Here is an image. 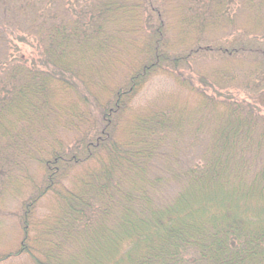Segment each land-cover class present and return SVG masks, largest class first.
I'll use <instances>...</instances> for the list:
<instances>
[{
	"label": "trees",
	"instance_id": "16d2710c",
	"mask_svg": "<svg viewBox=\"0 0 264 264\" xmlns=\"http://www.w3.org/2000/svg\"><path fill=\"white\" fill-rule=\"evenodd\" d=\"M263 96L264 0H0V262L264 264Z\"/></svg>",
	"mask_w": 264,
	"mask_h": 264
},
{
	"label": "rangeland",
	"instance_id": "374dc122",
	"mask_svg": "<svg viewBox=\"0 0 264 264\" xmlns=\"http://www.w3.org/2000/svg\"><path fill=\"white\" fill-rule=\"evenodd\" d=\"M235 10V9H234ZM218 29V28H217ZM215 29L213 32H211V34H209L208 37H206L207 41L212 40L215 44H221L220 41L223 39L224 42V47L228 46V42L224 41V39L226 37H230V28L229 26L225 27L222 29ZM223 36V37H222ZM236 39V37H233V40ZM230 40V39H229ZM20 46V51L21 53H23V55H28L30 54L33 49L32 47H28V46H24V45H19ZM195 65V67L197 68H201L202 70V66H213L214 64H218L220 65V63H218V61L214 60H206L205 63L204 62H193ZM238 76V75H236ZM194 83H195V87L196 88H200L199 85V81L198 79H196V77H194ZM238 79H241V77H237ZM177 84L175 82V80H172L171 78L161 75L158 77H154L153 79H151L147 84H145L143 86V88L138 92V94L135 97V104L141 106L150 104V103H155L158 102L160 100H168L170 99V97L172 96V94L177 93ZM206 93H208L205 90ZM210 92V91H209ZM227 93H231L233 96L239 98H243V92H235L234 90L228 91ZM180 99L181 102L180 103H192L194 100L196 101L197 96L191 92H184L183 94L180 95ZM264 101V96L261 98V101ZM177 101V100H176ZM262 113V115L264 114L262 111L263 109L261 108L260 110ZM46 205V202H43L41 207L39 209H37L38 214L43 211V206ZM13 209L12 207L10 208V210ZM5 222H1L0 225V251H2L3 248H7L10 245L14 244V241H17V236L19 234V229H18V222L16 221L15 217L13 216H8L6 217V219L4 220ZM32 235V234H31ZM0 264H33L31 262V259L27 256V255H20L17 257H9L7 259H4L3 261L0 262Z\"/></svg>",
	"mask_w": 264,
	"mask_h": 264
}]
</instances>
